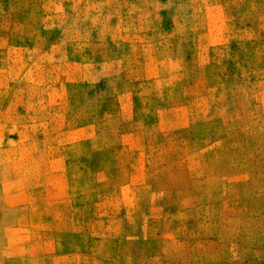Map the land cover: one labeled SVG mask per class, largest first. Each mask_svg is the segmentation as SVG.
Masks as SVG:
<instances>
[{
	"label": "rangeland",
	"instance_id": "374dc122",
	"mask_svg": "<svg viewBox=\"0 0 264 264\" xmlns=\"http://www.w3.org/2000/svg\"><path fill=\"white\" fill-rule=\"evenodd\" d=\"M0 264H264V0H0Z\"/></svg>",
	"mask_w": 264,
	"mask_h": 264
}]
</instances>
